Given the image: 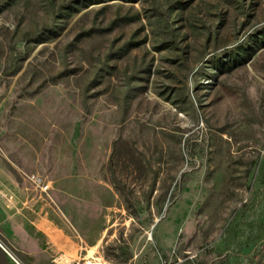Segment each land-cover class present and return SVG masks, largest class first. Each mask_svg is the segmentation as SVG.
I'll return each instance as SVG.
<instances>
[{
  "label": "rangeland",
  "instance_id": "1",
  "mask_svg": "<svg viewBox=\"0 0 264 264\" xmlns=\"http://www.w3.org/2000/svg\"><path fill=\"white\" fill-rule=\"evenodd\" d=\"M0 186L26 249L264 264V0H0Z\"/></svg>",
  "mask_w": 264,
  "mask_h": 264
},
{
  "label": "crops",
  "instance_id": "2",
  "mask_svg": "<svg viewBox=\"0 0 264 264\" xmlns=\"http://www.w3.org/2000/svg\"><path fill=\"white\" fill-rule=\"evenodd\" d=\"M2 189L3 187L0 186V213L6 212L10 205L9 202L5 200L6 194ZM23 211L24 210H22V212ZM28 212V210L23 212L24 217L22 222L24 223V227L18 225L17 229L21 227L22 229L32 230L34 235L39 239V246L29 249L20 246L19 242L10 231L11 229L13 231V228L16 227L9 222L14 214L12 213L8 214L6 217H0V235L8 241L17 252L21 254H39L40 252H44L51 257L57 254L60 255L56 260L52 259L46 264H83V258H81L78 253V250L76 249V241H74L72 237H70L71 241L63 238L66 242H58L59 235L62 236L63 233L57 227L55 218L44 216L39 210L33 212L35 214L31 213L30 216L27 214ZM8 251L9 250H7V248H5L0 242V264H18ZM38 264L41 263L39 262Z\"/></svg>",
  "mask_w": 264,
  "mask_h": 264
},
{
  "label": "built area",
  "instance_id": "3",
  "mask_svg": "<svg viewBox=\"0 0 264 264\" xmlns=\"http://www.w3.org/2000/svg\"><path fill=\"white\" fill-rule=\"evenodd\" d=\"M6 248V247H5ZM8 250V249H7ZM9 252V254L17 261V263L18 264H21L16 258H15V256L10 252V251H8Z\"/></svg>",
  "mask_w": 264,
  "mask_h": 264
}]
</instances>
